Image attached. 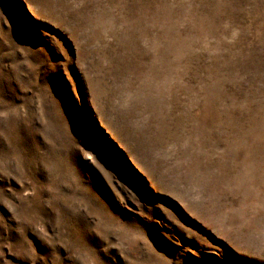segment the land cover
<instances>
[{"label": "rangeland", "instance_id": "1", "mask_svg": "<svg viewBox=\"0 0 264 264\" xmlns=\"http://www.w3.org/2000/svg\"><path fill=\"white\" fill-rule=\"evenodd\" d=\"M0 264H264V0H0Z\"/></svg>", "mask_w": 264, "mask_h": 264}]
</instances>
